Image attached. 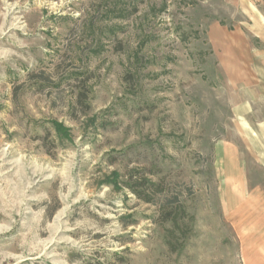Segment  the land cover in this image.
I'll use <instances>...</instances> for the list:
<instances>
[{"label": "rangeland", "instance_id": "1", "mask_svg": "<svg viewBox=\"0 0 264 264\" xmlns=\"http://www.w3.org/2000/svg\"><path fill=\"white\" fill-rule=\"evenodd\" d=\"M258 55L264 0H0V264H264Z\"/></svg>", "mask_w": 264, "mask_h": 264}, {"label": "trees", "instance_id": "2", "mask_svg": "<svg viewBox=\"0 0 264 264\" xmlns=\"http://www.w3.org/2000/svg\"><path fill=\"white\" fill-rule=\"evenodd\" d=\"M42 80L46 81L47 78L43 77ZM63 125L61 123L56 122V128L59 131L63 130ZM118 175V173H114ZM117 183V180H115ZM127 187L140 199L148 202L155 203L156 197L158 195H165L167 188L164 186L162 182H155L148 178L144 173L139 172L138 170L133 171L132 174L129 175ZM167 204L177 203L175 208L166 207L162 209L164 220H170L173 222V225L176 228H181L179 224V219L182 218V214L185 215V209L179 203L177 197L167 198ZM171 232H174L173 230ZM173 249H176L174 245Z\"/></svg>", "mask_w": 264, "mask_h": 264}, {"label": "crops", "instance_id": "3", "mask_svg": "<svg viewBox=\"0 0 264 264\" xmlns=\"http://www.w3.org/2000/svg\"><path fill=\"white\" fill-rule=\"evenodd\" d=\"M258 56H259L260 65L258 66V68L250 70V72H252L251 75L255 78V82H256L254 84L255 86L249 85L251 88L249 89V91H247L249 94V98H247L246 96H242V98H240V101L239 102L237 101L238 103L234 104L236 108L235 112L240 115V119L242 121L241 124H243L244 128H245L244 124L250 125L251 123L249 120L252 114L251 109L254 107L264 108V79H262V77H264V55H258ZM258 102H263V103H258ZM255 123L257 124V126H259L258 127L259 130H257V134H259L258 140L261 144L264 141V136H263L264 118L257 119Z\"/></svg>", "mask_w": 264, "mask_h": 264}]
</instances>
